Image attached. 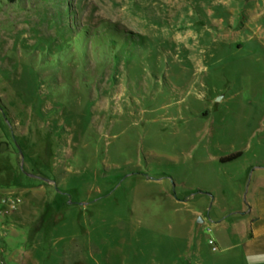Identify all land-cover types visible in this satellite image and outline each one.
Masks as SVG:
<instances>
[{"label":"rangeland","instance_id":"374dc122","mask_svg":"<svg viewBox=\"0 0 264 264\" xmlns=\"http://www.w3.org/2000/svg\"><path fill=\"white\" fill-rule=\"evenodd\" d=\"M256 160L261 0H0V200H22L0 264H75L67 244L82 264H159L169 246L188 264L192 237L222 257L213 217L247 200Z\"/></svg>","mask_w":264,"mask_h":264},{"label":"crops","instance_id":"0c3cea01","mask_svg":"<svg viewBox=\"0 0 264 264\" xmlns=\"http://www.w3.org/2000/svg\"><path fill=\"white\" fill-rule=\"evenodd\" d=\"M261 1L264 2V0ZM1 117L2 123H4L3 116ZM236 152H242V156L231 162H220L221 158ZM228 155L219 157V163L226 166H235L241 161L244 152L235 151ZM243 166L242 174L245 176L244 183L250 181L247 186V200L240 203L238 207L219 206L213 217V227L211 229L214 232L215 238H210L208 245L212 248L210 241H213L217 247L216 252L220 251V255L218 256L222 257H206L204 255V244L202 241L192 237L191 240L183 245V252L188 264H222L224 260L229 261L230 258L233 261L249 260L254 264L264 260V160H256L248 165L243 164ZM201 228L202 224L197 222H193L189 226L190 233H194V236L197 235ZM211 229L209 231H212ZM4 235L7 236L8 234L6 233ZM60 239L63 242L64 238ZM3 244L8 245L9 241L6 242L2 238L0 245ZM67 246L68 248L66 249L69 255H75L77 257L75 264H82L83 260L80 257L78 249H76V245L67 244ZM174 247L169 246L167 251L164 248V253L158 257L159 264H178L175 257L180 255L175 254ZM41 259V256H37L32 264H35V262L39 263L38 261L42 264ZM147 264H150L149 260ZM235 264L237 263L235 262Z\"/></svg>","mask_w":264,"mask_h":264},{"label":"built area","instance_id":"2783aa9c","mask_svg":"<svg viewBox=\"0 0 264 264\" xmlns=\"http://www.w3.org/2000/svg\"><path fill=\"white\" fill-rule=\"evenodd\" d=\"M20 196L14 194L9 197L0 200V217L8 214L9 212H15L20 208L21 205ZM210 245L212 246V250L214 252L217 251V247L213 241H210Z\"/></svg>","mask_w":264,"mask_h":264},{"label":"trees","instance_id":"16d2710c","mask_svg":"<svg viewBox=\"0 0 264 264\" xmlns=\"http://www.w3.org/2000/svg\"><path fill=\"white\" fill-rule=\"evenodd\" d=\"M242 156V152H236L234 154L228 155L226 157H223L220 159L221 163H227V162H231L233 160H236L238 158H240Z\"/></svg>","mask_w":264,"mask_h":264},{"label":"water","instance_id":"95a60500","mask_svg":"<svg viewBox=\"0 0 264 264\" xmlns=\"http://www.w3.org/2000/svg\"><path fill=\"white\" fill-rule=\"evenodd\" d=\"M21 153V152H20ZM24 167V160H22L21 169L23 170Z\"/></svg>","mask_w":264,"mask_h":264}]
</instances>
